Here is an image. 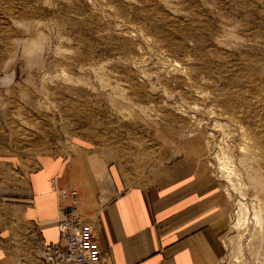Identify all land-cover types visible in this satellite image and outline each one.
Listing matches in <instances>:
<instances>
[{"label": "rangeland", "instance_id": "obj_1", "mask_svg": "<svg viewBox=\"0 0 264 264\" xmlns=\"http://www.w3.org/2000/svg\"><path fill=\"white\" fill-rule=\"evenodd\" d=\"M72 142L134 174L202 149L230 206L218 264H264V0H0V214L3 157Z\"/></svg>", "mask_w": 264, "mask_h": 264}, {"label": "crops", "instance_id": "obj_2", "mask_svg": "<svg viewBox=\"0 0 264 264\" xmlns=\"http://www.w3.org/2000/svg\"><path fill=\"white\" fill-rule=\"evenodd\" d=\"M21 186L0 214V264H41L62 242L59 223L78 190L79 211L105 251L102 264H218L225 257L229 202L202 149L188 148L134 174L107 151L72 142L58 153L3 157Z\"/></svg>", "mask_w": 264, "mask_h": 264}, {"label": "built area", "instance_id": "obj_3", "mask_svg": "<svg viewBox=\"0 0 264 264\" xmlns=\"http://www.w3.org/2000/svg\"><path fill=\"white\" fill-rule=\"evenodd\" d=\"M61 197L68 199L65 217L59 223L62 242L45 245L41 264H101L105 251L86 217L79 211L78 190L59 189Z\"/></svg>", "mask_w": 264, "mask_h": 264}, {"label": "bare ground", "instance_id": "obj_4", "mask_svg": "<svg viewBox=\"0 0 264 264\" xmlns=\"http://www.w3.org/2000/svg\"><path fill=\"white\" fill-rule=\"evenodd\" d=\"M220 168L222 169V170H224L225 172H227V174L229 175V177H230V175H232L233 173H234V171H233V169H231L230 168V166H229V164H228V162H226V160L225 161H222V164H221V166H220ZM241 210H242V213H239L238 214V219H237V222H236V227H242V226H244V225H246V223H248L249 222V220H250V218H249V213H250V210H249V207H248V205L247 204H245V203H242L241 202ZM82 213V212H81ZM83 214V213H82ZM87 219V218H86ZM253 219H255V221L258 223V224H260V225H262L263 224V220H262V217L259 215V214H257V213H255L254 214V217H253ZM88 220V219H87ZM88 222H89V220H88ZM90 223V222H89ZM91 224V223H90ZM92 225V224H91ZM60 230V229H59ZM104 259V256H103V258H102V260ZM103 262V261H102ZM102 264V263H101Z\"/></svg>", "mask_w": 264, "mask_h": 264}]
</instances>
